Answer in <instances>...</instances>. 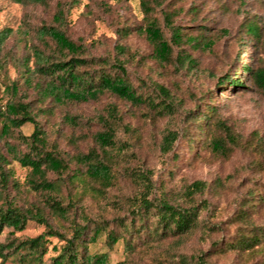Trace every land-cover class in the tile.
<instances>
[{"label": "rangeland", "instance_id": "rangeland-1", "mask_svg": "<svg viewBox=\"0 0 264 264\" xmlns=\"http://www.w3.org/2000/svg\"><path fill=\"white\" fill-rule=\"evenodd\" d=\"M24 1L0 0V35L7 32L0 46V107L28 104L43 134L42 154L60 160L64 168L45 172L54 191L32 188L36 177L19 159L29 152L24 137L33 126L11 128L3 136L0 123V150L8 162L0 208L11 204L28 217L22 231L5 230L0 244L43 234L46 227L31 219L40 215L68 237L73 224L87 226L89 254H105L108 264H200L199 259L206 264H264V240L259 248L238 249L241 235L264 233V84L253 76L264 70V0ZM59 7L60 25L54 19ZM149 23L171 48L167 61L155 55L144 33ZM250 24L258 35L248 30ZM50 26H59L80 47L78 57L91 62L82 70L114 75L119 59L125 82L137 95L156 104L165 99L158 92L162 87L170 108L158 112L110 92L84 103L58 104L44 97L41 87L47 80L36 59L70 57L42 35L41 29ZM173 31L180 35L177 43ZM117 45L126 48L124 55L116 57ZM224 77L237 78L240 86L220 84ZM109 105L116 106L121 122L113 125L114 144L102 148L96 139L103 131L99 117ZM168 130L177 139L164 154L161 143ZM216 140L224 152L213 148ZM98 162L112 175L108 185L88 174V163ZM144 175L150 178L148 199L155 204H207L191 232L157 236L152 216L146 227L132 220L134 201L146 191ZM197 181L204 190L189 198L187 187ZM53 201L65 210L64 218L52 210ZM94 228L102 230L95 236ZM109 232L121 236L116 243L108 242ZM48 241L45 263L57 254L53 247L62 245L55 237ZM1 261L16 264L13 257Z\"/></svg>", "mask_w": 264, "mask_h": 264}, {"label": "trees", "instance_id": "trees-1", "mask_svg": "<svg viewBox=\"0 0 264 264\" xmlns=\"http://www.w3.org/2000/svg\"><path fill=\"white\" fill-rule=\"evenodd\" d=\"M37 4H45L46 0H29ZM18 3L25 2L24 0H16ZM63 10L59 7L54 15V19L60 25L62 23ZM42 35L51 40L60 52H64L70 57L66 60L49 61L42 56H38L36 63L38 66L39 74L46 78L44 87H41V91L44 97H50L58 104L64 102L84 103L89 100H95L98 95L104 92H110L121 99H125L133 104H148L159 109L158 112H165L171 106L170 96L168 91L162 87L158 89L160 94L165 96V99L159 103L154 101L143 99L137 95L132 88L125 82V69L123 61L115 59V73L110 75L105 71H99L95 73L82 70L86 66H89L91 62L87 59L79 58L78 53L80 47L68 39L63 31L57 27H43L41 29ZM248 30L253 35H258V28L250 24ZM144 33L147 39L154 46V52L157 57L163 61H167L171 55V48L169 44L163 40L160 30L153 24L149 23L144 29ZM7 36V32L0 35V46ZM180 35L173 31L172 40L177 43ZM116 57L124 55L126 48L122 45L115 47ZM255 82L264 84V70H257L253 73ZM219 83H227L232 87H239L240 81L237 78L219 79ZM37 85V84H36ZM99 122L102 125L103 131L98 133L96 139L102 148L112 146L114 138L113 125L121 122V117L118 114L116 106L109 105L105 109V116L99 117ZM0 123L2 124L1 134L6 136L11 128H21L25 124H31L33 126L32 134L28 137H24L27 141V147L29 152L24 154L19 163L22 167L30 168V174L32 177H36V180L31 181L32 188L38 191H54L55 186L45 180V172L47 169L60 172L64 167L60 160L56 159L52 155L46 153L42 154L41 148L44 146L43 134L34 119L32 110L28 104L20 102H7L4 109L0 107ZM227 133V138L231 142L233 139L228 135V129L223 127ZM177 139V135L173 131H166L162 143L161 152L164 154L169 153L172 150L174 142ZM213 148L216 151L224 152L225 147L221 141H215ZM93 153V152H92ZM91 155V154H89ZM88 155V156H89ZM88 156L84 157L86 160ZM7 160L0 150V183L2 187H5L7 182V173L5 167ZM45 166V167H44ZM88 174L95 179L102 181L108 185L112 178V175L108 169V166L102 162L88 163ZM144 187L146 191L141 194L138 200L134 201L136 206L134 207V214L132 220H138L142 226L146 227L144 222L149 220L152 216L155 221L154 234L160 235H185L196 226L202 209H206L208 206L205 203H201L198 206H192L189 208H182L179 206H173L166 201H158L156 204L148 199L147 190L150 188V178L146 175L143 176ZM204 190V183L194 182L187 187L186 193L191 198L195 193H200ZM51 208L60 218H64L66 215L65 210L53 201ZM31 219L43 224L46 227V231L32 239H24L21 241H10L7 244H0V259L1 262L7 260V257H13L16 264H108L107 256L105 254L96 255L89 254L87 231L88 227L83 225L73 224L70 236H65L55 230H53L45 220L38 215L37 217H31ZM28 217L20 209L13 207L9 204L6 208H0V235L5 230H11L10 233L22 231L27 224ZM126 232L128 228L125 224L122 226ZM101 228H94L93 234L96 236L101 232ZM260 237L258 235H241L238 244V249L249 251L264 240V233ZM55 237L62 245L59 248L53 247L57 254L49 258V262L45 263L44 256L47 253V245L49 238ZM121 236L116 235L113 232H109L107 240L111 244L117 242ZM129 246V241H127ZM200 264H206L203 260L199 259Z\"/></svg>", "mask_w": 264, "mask_h": 264}]
</instances>
